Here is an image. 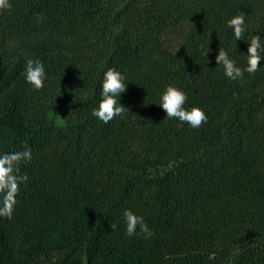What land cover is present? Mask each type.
I'll use <instances>...</instances> for the list:
<instances>
[{"label":"trees","instance_id":"16d2710c","mask_svg":"<svg viewBox=\"0 0 264 264\" xmlns=\"http://www.w3.org/2000/svg\"><path fill=\"white\" fill-rule=\"evenodd\" d=\"M10 3L0 156L28 146L32 160L11 218L0 217V264H264V60L235 81L215 60L223 48L244 69L251 37L264 46V0ZM240 13L237 41L226 22ZM28 59L44 65L39 91ZM109 68L126 78L117 99L129 112L105 124L91 113ZM169 85L207 122L167 118ZM126 209L151 238L126 235Z\"/></svg>","mask_w":264,"mask_h":264},{"label":"clouds","instance_id":"9594fccd","mask_svg":"<svg viewBox=\"0 0 264 264\" xmlns=\"http://www.w3.org/2000/svg\"><path fill=\"white\" fill-rule=\"evenodd\" d=\"M10 0H0V13L10 10ZM227 26L234 32L235 39L241 40L244 37L246 26L244 14L240 13L229 19ZM264 46L259 35H253L247 48V66L244 69L236 66L235 61L229 58L228 53L220 48L215 57L217 65H222L224 75L232 81L242 80L244 72L250 75L255 74L261 60H264L261 52ZM209 52V51H208ZM208 52L205 55H208ZM46 72L40 60L28 59L25 67V80L36 91L44 87ZM125 76L114 68H109L103 75L102 91L98 108L93 109L92 116L107 124L116 117H123L129 110L119 103L121 94L126 92ZM187 95L174 86H167L160 98V107L169 119H177L181 123H187L192 128H200L207 122V115L203 109L192 107L185 109ZM32 160L31 148L25 146L23 150L5 153L0 156V194H3L2 206H0V217L11 218L14 206L17 203L16 197L20 191V185L28 180L26 174H21V164H28ZM126 224V235L132 237L137 235V228L144 239L151 238L154 233L145 223L143 217L134 214L131 210L123 213ZM113 229L116 225H111Z\"/></svg>","mask_w":264,"mask_h":264}]
</instances>
